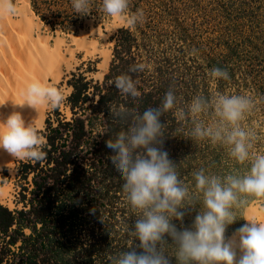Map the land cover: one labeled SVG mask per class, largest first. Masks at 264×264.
Listing matches in <instances>:
<instances>
[{
  "label": "rangeland",
  "instance_id": "rangeland-1",
  "mask_svg": "<svg viewBox=\"0 0 264 264\" xmlns=\"http://www.w3.org/2000/svg\"><path fill=\"white\" fill-rule=\"evenodd\" d=\"M13 3L16 9L21 0ZM28 4L33 19L39 24L40 35L48 37L50 45L57 39L62 40L63 49H69L65 57L70 60V69L63 68L60 80L51 84L65 99L57 108L47 105L45 121L55 125L58 119L70 120L66 99L72 88L68 82L72 76L81 75L87 81L101 83L117 45L119 55L130 60V65H145L143 71L134 72L138 91L149 90L151 86L165 87V92L171 88L178 98V108H186L197 95L251 96L257 108L246 118L244 126L257 133L253 150L264 152V0H129V14L137 10L144 13L142 22L135 28L104 12L103 0H90L91 11L87 14L76 13L72 0H28ZM16 14V10L10 14L13 21H18ZM120 30L125 32L119 33ZM82 36L86 43L96 45L89 55L75 43ZM68 53H73L72 60ZM214 66L226 69L231 78L213 81L209 72ZM173 112H168L175 132L168 148L169 156L191 191H195L192 173L200 168L220 176L236 170L243 174L247 170L246 166L237 165L224 147L194 139L191 120L180 122ZM199 119L214 123L218 117L208 111ZM37 130L43 134L46 124ZM21 161L25 160L13 159L11 165L2 166L0 173V186L9 193L0 205L10 210L21 207L15 204L20 186L16 170ZM256 200L260 199H250L246 206L236 210L237 220L227 227L226 238L246 223L245 212ZM201 210V203L188 206L184 226H190ZM130 219L131 216L127 220L119 217V222L113 221V227L108 226L105 239L97 242L92 250V264H112L114 257L131 247L132 240L126 234L128 223H123L132 222ZM173 222L180 226L179 221ZM100 230L97 228L96 234ZM168 242L171 244L170 238ZM171 261L177 264L174 256Z\"/></svg>",
  "mask_w": 264,
  "mask_h": 264
},
{
  "label": "clouds",
  "instance_id": "clouds-1",
  "mask_svg": "<svg viewBox=\"0 0 264 264\" xmlns=\"http://www.w3.org/2000/svg\"><path fill=\"white\" fill-rule=\"evenodd\" d=\"M72 6L76 13L91 11L90 0H72ZM102 6L109 16L126 21L130 28L144 18L142 10L129 14V0H103ZM15 10L13 0H0V14ZM144 69L141 63L129 71ZM209 75L213 81L231 78L226 69L215 66ZM110 83L126 97L141 95L127 74ZM24 96L23 105L33 109L39 105L57 108L65 99L58 88L40 82L28 84ZM177 102L170 88L159 106L148 107L142 113L123 106L113 111L116 118L132 120L126 131L107 139L105 146L111 150V163L124 181L125 202L136 219L126 233L132 240L131 247L114 257L112 264H172L173 256L177 264H264V220L245 219L247 223L230 238L225 235L227 227L237 220V209L250 199H264V152L253 150L257 133L244 126L257 108L254 99L218 93L213 97L197 95L186 108H178ZM173 110L178 121L191 120L194 139L224 147L228 156L247 170L220 176L200 168L192 173L195 191H191L163 147L166 123L161 118ZM208 111L214 112L218 120L207 123L199 119ZM45 146V137L26 123L20 112L0 118V149L13 158L42 161L47 156ZM196 203L202 204V210L190 226H184L185 210ZM174 220L180 222L179 227Z\"/></svg>",
  "mask_w": 264,
  "mask_h": 264
},
{
  "label": "trees",
  "instance_id": "trees-1",
  "mask_svg": "<svg viewBox=\"0 0 264 264\" xmlns=\"http://www.w3.org/2000/svg\"><path fill=\"white\" fill-rule=\"evenodd\" d=\"M131 66L115 45L101 83L81 75L68 82L70 120L58 119L55 125L45 121L46 159L21 161L16 170L20 186L15 204L21 207L10 210L0 205V264H92V250L114 220L131 216L132 222L123 223L134 225L136 214L125 202L124 181L111 163L105 141L132 123L131 118H116L114 110L123 106L142 113L159 106L166 88L151 86L135 99L124 96L110 82L124 74L133 79ZM168 117L166 113L161 118L166 123L167 151L175 138Z\"/></svg>",
  "mask_w": 264,
  "mask_h": 264
},
{
  "label": "bare ground",
  "instance_id": "bare-ground-1",
  "mask_svg": "<svg viewBox=\"0 0 264 264\" xmlns=\"http://www.w3.org/2000/svg\"><path fill=\"white\" fill-rule=\"evenodd\" d=\"M16 11L18 21H13L10 14H0V118L18 111L26 123L42 129L48 106L39 105L33 109L23 105L25 89L32 82H40L46 86L56 84L63 68L70 69V60L65 57L69 49H63L62 40L57 39L50 45L49 38L40 35L39 24L33 19L28 0H21ZM84 37L75 43L78 49L89 55L95 51L96 45L94 42L86 43ZM68 54L72 60L73 53ZM106 60L105 55L104 62ZM13 159L15 158L9 153L0 149V173L2 166L11 165ZM8 194L7 189L0 186V204ZM251 218L264 220V199L250 204L245 212V219Z\"/></svg>",
  "mask_w": 264,
  "mask_h": 264
}]
</instances>
